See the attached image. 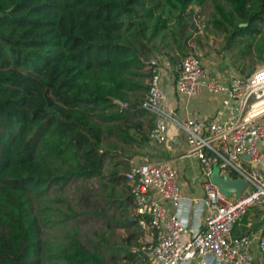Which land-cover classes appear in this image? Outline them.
<instances>
[{"label":"trees","instance_id":"obj_1","mask_svg":"<svg viewBox=\"0 0 264 264\" xmlns=\"http://www.w3.org/2000/svg\"><path fill=\"white\" fill-rule=\"evenodd\" d=\"M204 1L0 0V264H106L102 238L86 247L55 204L71 182L101 178L118 143L136 140L129 130L148 137L137 122L152 126L141 107L146 62L186 52L192 6ZM212 8L207 23L218 31L233 24L252 36L264 23V0Z\"/></svg>","mask_w":264,"mask_h":264},{"label":"built area","instance_id":"obj_2","mask_svg":"<svg viewBox=\"0 0 264 264\" xmlns=\"http://www.w3.org/2000/svg\"><path fill=\"white\" fill-rule=\"evenodd\" d=\"M192 8L196 12L199 7ZM196 30L194 34L202 33ZM146 66L149 76L141 107L152 116L148 138L160 144L173 112L163 107L160 60L151 58ZM174 72L178 94L217 97L229 114L202 117L192 113L182 123L186 153L200 167L199 198L183 193L168 160L136 163L124 172L134 220L145 237L137 256L152 264H264L260 232L248 229L233 235L247 210L264 207V172L258 167L263 158L259 144L264 143V65L224 80L211 74L192 49L178 59ZM213 169L226 179H230L229 172L242 179L239 193L223 194L210 179ZM192 211L196 221L190 224ZM252 246L257 253L251 251Z\"/></svg>","mask_w":264,"mask_h":264},{"label":"rangeland","instance_id":"obj_3","mask_svg":"<svg viewBox=\"0 0 264 264\" xmlns=\"http://www.w3.org/2000/svg\"><path fill=\"white\" fill-rule=\"evenodd\" d=\"M212 10V0H205L198 12H192L187 25L191 34L183 53L194 49L198 54L200 49L204 53L202 57L206 59L214 57L236 68L241 67L240 75L249 74L248 69L253 63L258 64L255 69L263 66L264 23L258 26V33L252 36L231 32L237 29L233 24L218 31L207 23ZM192 16L197 17L192 21ZM196 27L202 31L201 34H194ZM174 50L171 47V50H162L150 57L159 61L161 57L172 54L179 59L182 54H176ZM145 83L147 84V80ZM111 163L112 160L106 157L101 178L76 180L65 186L60 195L63 201L55 205L72 216L69 225L76 227L79 240L86 247L92 248V243L99 241V237L102 238L104 244L100 243V251L106 264H152L146 259L139 262L140 259L135 255L129 258L124 256V251L135 253L145 237L135 222L127 227L121 226V223L131 221L133 209L126 199L127 183L122 178L111 180L114 176L110 173ZM114 200L119 203L124 201V206L117 205Z\"/></svg>","mask_w":264,"mask_h":264},{"label":"crops","instance_id":"obj_4","mask_svg":"<svg viewBox=\"0 0 264 264\" xmlns=\"http://www.w3.org/2000/svg\"><path fill=\"white\" fill-rule=\"evenodd\" d=\"M198 46L201 45L198 44ZM198 50V55L203 65L211 74L217 75L224 80L229 76L240 75L239 69L241 68L231 66L224 60L214 57L213 59L210 57L206 59L202 57L204 53L200 49ZM169 55L171 56L172 54ZM177 61L178 58L172 60L168 55L161 57L160 60V84L165 95L163 107L171 109L173 112L172 118L166 122L164 141L160 144H155L148 137L144 140H139V134L129 130V133L136 140L127 146L118 143L119 147L107 159L112 160V168L114 166L118 170V174L122 175L131 165L136 163L168 160L177 172L183 193L189 197L199 198L201 196L200 167L198 161L186 153L185 132L182 123L192 113L202 117L226 116L229 113L219 105L217 97L202 94L198 97L189 98L178 94L174 88V71ZM257 66V63H253L252 67L248 69L250 73ZM137 122L140 123L139 131L148 135L151 127L146 124L145 119L138 117ZM259 148L262 151L263 158L258 167L264 172V143L259 144ZM123 165L126 166V170L122 169ZM195 221V213L192 211L189 222L191 224L195 223ZM248 229L256 230L264 236V207H252L247 210L234 226L233 235H242ZM251 251L257 253L256 247L252 246Z\"/></svg>","mask_w":264,"mask_h":264},{"label":"water","instance_id":"obj_5","mask_svg":"<svg viewBox=\"0 0 264 264\" xmlns=\"http://www.w3.org/2000/svg\"><path fill=\"white\" fill-rule=\"evenodd\" d=\"M210 179L225 195H237L243 185L242 179L227 180L224 176H219L216 172V169H213L210 175Z\"/></svg>","mask_w":264,"mask_h":264}]
</instances>
